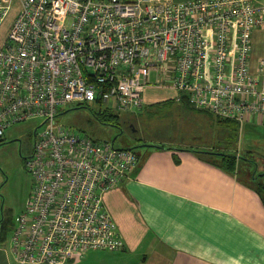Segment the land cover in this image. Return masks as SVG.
<instances>
[{
  "label": "built area",
  "instance_id": "obj_1",
  "mask_svg": "<svg viewBox=\"0 0 264 264\" xmlns=\"http://www.w3.org/2000/svg\"><path fill=\"white\" fill-rule=\"evenodd\" d=\"M13 4L0 46V143L16 123L42 120L25 162L31 192L9 240L17 264L125 246L102 194L139 156L64 127L58 117L68 108L136 113L144 90L168 82L189 107L239 131L264 124V58L254 72L249 64L264 0H0V27Z\"/></svg>",
  "mask_w": 264,
  "mask_h": 264
},
{
  "label": "crops",
  "instance_id": "obj_2",
  "mask_svg": "<svg viewBox=\"0 0 264 264\" xmlns=\"http://www.w3.org/2000/svg\"><path fill=\"white\" fill-rule=\"evenodd\" d=\"M263 57L261 28L252 34L251 64L257 66ZM166 83L145 90L137 118L157 104L190 109ZM247 133L253 136L242 139V147L236 141L229 149L235 156L233 172L221 164L218 142L210 140V133L197 148L166 134L155 137L159 141L133 137L124 148L135 145L137 167L102 194L124 248L90 251L65 264L97 257L104 259L101 264H264V140L256 139L264 136V126L249 124ZM0 264H17L9 238L0 243Z\"/></svg>",
  "mask_w": 264,
  "mask_h": 264
},
{
  "label": "rangeland",
  "instance_id": "obj_3",
  "mask_svg": "<svg viewBox=\"0 0 264 264\" xmlns=\"http://www.w3.org/2000/svg\"><path fill=\"white\" fill-rule=\"evenodd\" d=\"M18 10L19 5L13 4L11 12L2 23L0 27V46ZM249 64L251 71L254 72L257 66L251 64V55ZM166 73L169 77L175 74L174 69L170 68L159 73V76L163 79L162 75ZM156 76H158V74L152 72V79ZM144 93L145 90L143 91V96L145 97ZM147 111V113L145 112L143 115H138L137 118L135 116L136 113L123 114L121 111L106 109L101 105L84 108L80 107V109L78 107H70L66 113L58 117V120L66 128H70L75 132L80 131L93 139H97V141H113L114 145L120 148L129 147L132 139H135L133 137L143 138L144 136H149L151 138H144L159 141L155 139V137L163 134L171 137L175 142L182 141L186 146L197 148L204 143L211 130L210 125L212 124V120L203 112L167 104L152 105L151 109L148 108ZM99 113H103V115L106 116L105 119L109 120V122L99 123L95 118ZM132 121L134 122V126H137L138 129L133 126ZM41 122V119H29L16 123L6 129L3 135V141L0 143V217L2 215L5 221H9L11 225V228L7 232V240L8 236L9 240L12 237V230L16 226L18 218L26 208L28 196L31 191V175L27 170L25 162L33 150L34 131ZM249 124L264 126V124H258L256 122L245 124L243 130L236 133L237 138L233 139L234 144L238 141L239 145L242 147L244 145L242 139L253 136L247 133ZM117 125L122 128L121 131ZM131 126L137 130V134L135 131H131ZM231 126H233V123H231ZM237 127L238 126L235 125V128ZM37 130L39 131V129ZM258 138L264 140V136H257L256 139ZM215 139V131L213 130L210 140ZM250 141L252 142L253 140ZM132 148L136 151L135 145ZM243 164L244 162H242V165ZM260 165L259 162L258 166ZM259 174L260 173H258V177ZM104 251L105 250H98L97 253L107 254V252ZM83 258L84 257L78 260H82ZM85 260L86 259H84V261ZM103 260L102 257L89 258L88 261L83 264H101ZM72 261L74 260H69L68 262Z\"/></svg>",
  "mask_w": 264,
  "mask_h": 264
},
{
  "label": "trees",
  "instance_id": "obj_4",
  "mask_svg": "<svg viewBox=\"0 0 264 264\" xmlns=\"http://www.w3.org/2000/svg\"><path fill=\"white\" fill-rule=\"evenodd\" d=\"M181 100L183 103H185V105L188 108H190L187 104V100L185 97H180V101ZM199 112H203L207 114L210 120H212V124L210 125L211 130L209 133H210V136H212L213 130L215 131V137H216L215 140L216 142H218V146L216 149H217L218 155L221 157V160H222L221 164L223 165L225 170L233 172L235 170V156L233 154H229L230 153L229 149L231 148L233 149V146H234L233 139L237 138L236 133L238 131V127L235 128V125H237V123L232 120L223 119L221 117L215 116L208 112H204V111H199ZM95 118L97 119V121H99V123L109 122V120L105 119L106 116L103 115V113L97 114ZM228 122L233 123L234 127L231 126V123H228ZM133 126H134V122H133ZM117 127H119L121 131L122 128L119 125H117ZM131 131L134 132L136 130L131 126ZM128 149H133V148H128ZM219 150H221V152H219ZM224 151H227V153H224ZM10 228H11V225L9 221H5L4 219L0 221V243H3L5 242V240H7V234H8L7 232Z\"/></svg>",
  "mask_w": 264,
  "mask_h": 264
},
{
  "label": "clouds",
  "instance_id": "obj_5",
  "mask_svg": "<svg viewBox=\"0 0 264 264\" xmlns=\"http://www.w3.org/2000/svg\"><path fill=\"white\" fill-rule=\"evenodd\" d=\"M189 106V105H188ZM191 108V107H190ZM192 110H195V109H193V108H191ZM195 111H197V110H195ZM252 122H254V121H251V122H248V123H252ZM245 124H247V123H245ZM243 128H244V126H243ZM243 128L240 130V132L243 130ZM238 131H239V128H238ZM238 131H237V133H238ZM128 149V148H127ZM133 150H134V148H133Z\"/></svg>",
  "mask_w": 264,
  "mask_h": 264
},
{
  "label": "water",
  "instance_id": "obj_6",
  "mask_svg": "<svg viewBox=\"0 0 264 264\" xmlns=\"http://www.w3.org/2000/svg\"><path fill=\"white\" fill-rule=\"evenodd\" d=\"M63 113H66V112H63Z\"/></svg>",
  "mask_w": 264,
  "mask_h": 264
},
{
  "label": "flooded vegetation",
  "instance_id": "obj_7",
  "mask_svg": "<svg viewBox=\"0 0 264 264\" xmlns=\"http://www.w3.org/2000/svg\"><path fill=\"white\" fill-rule=\"evenodd\" d=\"M80 109V108H79Z\"/></svg>",
  "mask_w": 264,
  "mask_h": 264
}]
</instances>
